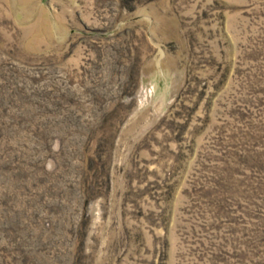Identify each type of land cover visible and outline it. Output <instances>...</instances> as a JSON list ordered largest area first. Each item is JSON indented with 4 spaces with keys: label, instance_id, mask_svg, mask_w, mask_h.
I'll return each mask as SVG.
<instances>
[{
    "label": "rangeland",
    "instance_id": "1",
    "mask_svg": "<svg viewBox=\"0 0 264 264\" xmlns=\"http://www.w3.org/2000/svg\"><path fill=\"white\" fill-rule=\"evenodd\" d=\"M0 264H264V0H0Z\"/></svg>",
    "mask_w": 264,
    "mask_h": 264
}]
</instances>
